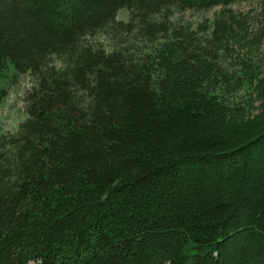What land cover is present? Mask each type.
<instances>
[{"label": "trees", "instance_id": "16d2710c", "mask_svg": "<svg viewBox=\"0 0 264 264\" xmlns=\"http://www.w3.org/2000/svg\"><path fill=\"white\" fill-rule=\"evenodd\" d=\"M169 6L220 7L210 37L150 46ZM132 8L158 62L70 48L97 98L49 72L24 131L0 135V264H264V0H0V97L20 61Z\"/></svg>", "mask_w": 264, "mask_h": 264}, {"label": "rangeland", "instance_id": "374dc122", "mask_svg": "<svg viewBox=\"0 0 264 264\" xmlns=\"http://www.w3.org/2000/svg\"><path fill=\"white\" fill-rule=\"evenodd\" d=\"M233 7L237 10L246 12L251 11V13H256L258 11L259 4L257 2H243L239 5H234ZM166 8L171 9V11L160 7V9L155 13V16L156 18L161 17L159 20L169 18L173 25V29L166 37L160 39L153 36V38L149 37L151 42L150 46H153L156 49H159L158 47H162L163 45L176 46L174 45L175 33L173 32L179 31L180 29L183 30L184 27L189 31H196L198 35L197 38H202L203 40L207 39L210 37L211 30H213L215 27V21L217 19L218 12L220 11V7L203 11H187L170 6ZM166 12L175 13L173 16H170V14L168 16V13L166 14ZM112 14L108 15L102 25L95 28H89L85 33L78 34V36L75 37V43L72 45L69 43L65 44L64 47L61 48V52L66 51V55H62L60 52L53 53L50 56H45V59H37L36 61H20L16 76L7 82L3 88L2 96L0 97V135L4 133L17 134L20 131H24L23 129H25L27 126L26 121L29 119V97L37 89H41L42 82H44L46 85L50 84V81H52L53 78L48 77L49 75L47 73L49 72H51V74H55L58 79L60 78V81L63 79L67 82H72L75 78L70 76L69 72L66 73L68 68H72L71 72H74L77 81L82 86V88L77 89L78 85H76V89L71 88V90H69L70 87H67L66 93L69 91L67 93L69 98L71 100H73V96L83 98V94L84 97L89 94L85 92L87 89L92 90L93 94H91L92 101L88 97H85V100L83 99L85 103L90 104L93 102V99L97 98V94L101 92L100 81L99 85H95L94 76H92L93 74L95 75V73L89 75L90 71L85 72V80L82 79L84 76L81 74L83 73L79 71V65L78 68L76 67L77 65L75 61L77 58L71 57L70 53L73 50H70V48H76L77 54L79 52H85L86 50H89L91 53H93V55L110 54L116 52L118 49H122L126 51L127 56L134 58V61L142 62L144 60H150L158 62L157 60H152V58L149 56L138 57L145 56L146 53L149 52L145 51L142 46H139L136 40V37H138L139 34L138 27L134 28L135 24H139L142 20L147 18L146 11H138V9L132 8L118 10L113 15ZM201 25L206 28L207 32L200 31L199 26ZM190 53L191 50L188 51L187 55ZM161 55L162 54H159L158 56L161 57ZM69 60H72L71 64L68 63ZM65 73L66 76L64 75ZM110 76V82H115L114 76ZM118 77L120 76L118 75ZM203 83L204 84H202V87L209 91L208 83L204 79ZM96 86H99L100 90L98 89L95 92L94 89ZM49 88H51V93L54 91L56 95L60 94L58 89H53L52 87ZM46 89L47 88H45V90ZM46 93L49 92L46 90Z\"/></svg>", "mask_w": 264, "mask_h": 264}]
</instances>
